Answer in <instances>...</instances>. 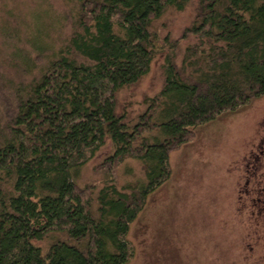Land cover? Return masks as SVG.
<instances>
[{"label":"trees","instance_id":"trees-1","mask_svg":"<svg viewBox=\"0 0 264 264\" xmlns=\"http://www.w3.org/2000/svg\"><path fill=\"white\" fill-rule=\"evenodd\" d=\"M188 3L74 0L59 46L15 47L10 58L30 76L6 87L0 75V264H126L130 225L170 176V152L199 124L264 95V0H200L181 36L197 42L178 64L177 41L159 46L152 23ZM0 31L9 41L15 30ZM159 52L161 89L137 117L118 114L117 93ZM107 139L105 181L81 187L80 168ZM131 158L145 180L120 188L116 167ZM50 234L45 250L35 244Z\"/></svg>","mask_w":264,"mask_h":264},{"label":"rangeland","instance_id":"rangeland-1","mask_svg":"<svg viewBox=\"0 0 264 264\" xmlns=\"http://www.w3.org/2000/svg\"><path fill=\"white\" fill-rule=\"evenodd\" d=\"M199 1L189 0L183 10L168 9L152 23L159 46L167 35L171 43L177 41L178 64L186 48L197 42L193 36H181ZM73 4L74 0H0V25L15 30L9 41L0 31V75L6 87V81L29 75L24 65L19 68L10 58L15 47L27 48V38L59 46L69 33L63 14ZM164 56L157 53L149 73L117 93L118 114L133 119L144 111L145 100L163 85ZM111 152L107 139L80 168L76 180L81 187L103 184L106 171L98 166ZM169 166L170 176L130 225L127 237L133 255L126 264H264V95L196 126L194 136L170 152ZM143 180L144 165L137 159L116 167L120 188ZM51 236L35 244L45 250Z\"/></svg>","mask_w":264,"mask_h":264}]
</instances>
